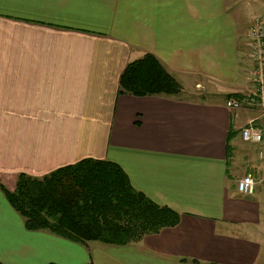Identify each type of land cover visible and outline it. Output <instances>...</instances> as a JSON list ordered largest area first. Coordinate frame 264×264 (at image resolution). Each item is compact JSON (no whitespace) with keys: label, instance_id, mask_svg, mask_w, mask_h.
Masks as SVG:
<instances>
[{"label":"crops","instance_id":"1","mask_svg":"<svg viewBox=\"0 0 264 264\" xmlns=\"http://www.w3.org/2000/svg\"><path fill=\"white\" fill-rule=\"evenodd\" d=\"M257 16L263 0H0V263L264 264V188L236 187L264 181V148L240 138L261 113L226 107L255 90ZM146 54L180 95L118 93ZM84 159L117 164L178 224L122 246L27 230L1 187Z\"/></svg>","mask_w":264,"mask_h":264},{"label":"trees","instance_id":"2","mask_svg":"<svg viewBox=\"0 0 264 264\" xmlns=\"http://www.w3.org/2000/svg\"><path fill=\"white\" fill-rule=\"evenodd\" d=\"M180 92L179 83L150 54L127 64L119 79L118 93L134 97L171 98ZM235 135L229 128V153L228 143ZM1 190L27 230H49L81 244L136 243L179 222L177 212L136 191L123 170L108 161L84 159L42 178L21 174L12 191Z\"/></svg>","mask_w":264,"mask_h":264},{"label":"built area","instance_id":"3","mask_svg":"<svg viewBox=\"0 0 264 264\" xmlns=\"http://www.w3.org/2000/svg\"><path fill=\"white\" fill-rule=\"evenodd\" d=\"M247 38L255 90L245 99H228L226 107L235 112H239L245 104L261 108L260 119L248 121L240 131V138L245 143L261 145L264 148V24L259 20L255 21L247 30ZM260 158L264 159V152L260 153ZM256 185L257 182L248 174L238 180L236 187L240 195L247 197L253 195Z\"/></svg>","mask_w":264,"mask_h":264},{"label":"rangeland","instance_id":"4","mask_svg":"<svg viewBox=\"0 0 264 264\" xmlns=\"http://www.w3.org/2000/svg\"><path fill=\"white\" fill-rule=\"evenodd\" d=\"M264 1V0H263ZM257 20H259L262 24H264V16H257V17H254L253 19H252V21H251V23H250V25H249V27L250 26H252L254 23H255V21H257ZM248 27V28H249ZM248 30V29H247ZM169 74V73H168ZM170 75V74H169ZM171 76V75H170ZM173 77V76H172ZM174 78V77H173ZM175 79V78H174ZM176 80V79H175ZM177 81V80H176ZM178 82V81H177ZM180 85V84H179ZM180 88H181V85H180ZM182 89V88H181ZM201 90H202V88H200ZM200 89H198V90H200ZM182 91V90H181ZM181 94V92L178 94V95H180ZM175 97H177V96H173V97H171V98H175ZM255 109H257L258 111H260L261 113H262V110H261V108L260 107H254ZM109 162V161H108ZM112 163V162H111ZM115 164V163H114ZM117 165V164H116ZM253 178H254V176H252ZM260 179H261V177H255L254 178V180L256 181V182H258V181H260ZM262 179H264V178H262ZM256 188H264V181H261V183L260 184H258V185H256ZM256 188H255V190H256ZM6 189V188H5ZM7 190V189H6ZM255 192V191H254ZM254 194V193H253Z\"/></svg>","mask_w":264,"mask_h":264}]
</instances>
